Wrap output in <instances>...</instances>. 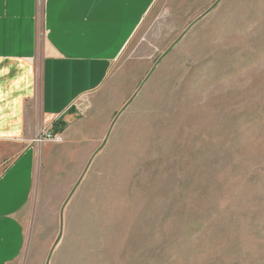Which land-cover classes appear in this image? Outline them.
Instances as JSON below:
<instances>
[{"label":"rangeland","instance_id":"1","mask_svg":"<svg viewBox=\"0 0 264 264\" xmlns=\"http://www.w3.org/2000/svg\"><path fill=\"white\" fill-rule=\"evenodd\" d=\"M232 2L173 54L170 39L142 30L93 98L97 107L88 97L74 104L77 120L107 132L97 150L83 143L74 183L47 163L42 205L39 157L25 258L264 264V0ZM54 125L44 144L64 143Z\"/></svg>","mask_w":264,"mask_h":264},{"label":"crops","instance_id":"2","mask_svg":"<svg viewBox=\"0 0 264 264\" xmlns=\"http://www.w3.org/2000/svg\"><path fill=\"white\" fill-rule=\"evenodd\" d=\"M227 4L237 2L0 0V264H40L30 255L24 257L39 157L36 199L42 205L47 163L55 165L54 175H68L74 183L83 171V143L97 150L107 132L104 126L94 134L91 122L82 125L74 104L88 97L87 103L97 107L93 98L122 65L124 53L142 30L141 38L149 32L151 37L170 39L165 45L174 46L168 50L173 54L213 14H226ZM162 49L156 48L152 64ZM56 121L64 125V143L35 144L38 133L51 130ZM56 151L65 157L51 158Z\"/></svg>","mask_w":264,"mask_h":264},{"label":"built area","instance_id":"3","mask_svg":"<svg viewBox=\"0 0 264 264\" xmlns=\"http://www.w3.org/2000/svg\"><path fill=\"white\" fill-rule=\"evenodd\" d=\"M57 122V121H56ZM53 135L50 134V132L48 130H41L38 135L36 136V138L34 139V143L35 144H39L42 145L47 141H51V139ZM58 140H62L61 137H57Z\"/></svg>","mask_w":264,"mask_h":264},{"label":"trees","instance_id":"4","mask_svg":"<svg viewBox=\"0 0 264 264\" xmlns=\"http://www.w3.org/2000/svg\"><path fill=\"white\" fill-rule=\"evenodd\" d=\"M59 123L60 122L55 123L54 128H56L57 126H60ZM63 129H64V125L60 126L59 130L58 129L57 130L60 131V132H62Z\"/></svg>","mask_w":264,"mask_h":264}]
</instances>
